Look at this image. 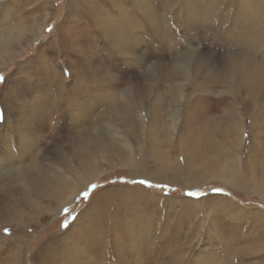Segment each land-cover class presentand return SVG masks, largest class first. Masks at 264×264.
Returning a JSON list of instances; mask_svg holds the SVG:
<instances>
[{
	"label": "rangeland",
	"instance_id": "1",
	"mask_svg": "<svg viewBox=\"0 0 264 264\" xmlns=\"http://www.w3.org/2000/svg\"><path fill=\"white\" fill-rule=\"evenodd\" d=\"M10 1L11 0H0L1 3H10L9 5H12V3L18 5L19 3L24 4V7L22 8H25L26 11L30 13L31 17L36 15V12H33L30 6L32 0H19L20 2H16V0ZM48 1L49 6L47 10H45L46 13L43 11L45 16H42L45 18L43 19L37 38L26 43V46L24 45L20 46L21 48L14 49L11 52L12 54L14 53V55L12 56L11 54L8 56L6 59L7 62L4 61V64L0 66V133H4L8 138L6 140L0 139V167L2 168L8 163L6 161L13 163L28 161L30 159L28 158L29 154L34 153L33 158L32 156L30 157L35 159L37 163L41 164V166L50 167L49 165H51L50 168L61 169L63 167L62 165L60 166L58 161L62 159V156L65 157V155H68L67 142H74L83 139L86 135V129L89 131L88 134L92 136H97L99 133L105 137L106 140L113 139L109 133L110 129L112 131L115 129L118 130L119 128L121 132L126 129L118 123L113 111L109 113L110 110H105V108L102 107L103 103L106 102L107 104L108 96L114 91L119 93L129 92L135 95V98L137 99L138 97H144L145 104L152 102L154 95L159 92L160 97H164L166 105L174 109L176 115L179 116L180 109H182L181 104H183L184 100L182 97L191 92V89L189 85H185L187 81L186 79L179 78L175 81L167 80L165 76L166 73L163 70V68L171 63L176 56L179 57L182 54L190 53L195 59L199 58L205 60V62L208 60L207 62L210 64L209 66L214 69L216 68V70L219 71L221 70V61L223 60L225 53H232L235 52V50L239 52V50H241L244 53L252 55V59H255L257 63L264 64L263 46L260 47V49L251 47L252 50L249 45L242 48L240 47L242 43L251 44V39H248L247 42H245L246 39L242 38L239 40L241 41L239 46L237 39H233V41L231 40L232 38H230L229 41L232 42L229 44V41H227L229 38V35L227 34L228 32H225L226 36H228L226 37L225 34H223V38L221 33H224L225 30L221 31L222 28L219 27V25L217 27L208 24L210 20H212V15L207 13L205 15V12L203 11L204 13L202 12L198 19L196 18L192 20L186 16L187 13L185 11H183L182 14L179 13L182 11V7L180 10L175 7L173 9L174 12L172 10L173 13L170 12L167 15L168 21L166 26H169V28H166V26L153 28L151 27V23L149 21L147 22L144 17L133 20V22H127V18L124 22L121 20V22L125 24L123 25L125 29L118 24L113 25L116 26V30L111 33H114L122 39H129H126L127 41L125 44H127L128 48L124 52L119 48L114 47V43L110 41V35L106 36L103 41L102 39H96L91 35V41L87 40L84 43L78 42L76 48L73 43H70L71 41L64 40L67 47H63L61 44L63 42H61L60 38L56 36L57 34L54 28L56 27V24L63 19L65 3L67 0ZM115 1L116 0H114L113 3ZM126 1L129 5L135 2V0ZM163 1L164 0H156L158 8H161V6L163 7ZM208 2L212 5L214 4L212 10H209L212 12L215 11V7L217 9H223L225 5L230 3V0H208ZM95 3L96 5L98 4L97 6L99 7L104 6V8L106 5L103 14L104 16H116L112 9V3L110 5V2L106 1L105 4L101 0ZM115 3L118 2L116 1ZM130 6H132V10H134L133 5L131 4ZM234 7L237 6L234 5ZM241 7L245 13H243V15L263 12L264 8L261 7H264V0H259V2L258 0H244ZM248 8L251 10V13ZM193 9L194 8H191V10ZM159 10L161 12V9ZM245 10H247V13ZM19 11L20 12H13V14L7 13V11H0V26L9 24L10 27H14L13 29H17L15 26H18L19 21L23 18V11H21V9ZM80 13L81 16L85 14L84 12ZM10 17L13 18L9 20ZM203 20L204 22H202ZM182 22L184 24H182ZM207 26L210 27L208 28ZM96 27L99 29L100 26ZM108 29L109 25L106 26V30ZM123 30H125V32H123ZM165 30L167 31L165 32ZM124 33L126 36L123 37ZM133 33L139 37L141 43L138 41L135 44L133 43V46H129L132 44L129 36ZM165 33H167L169 38ZM163 34L167 36L166 39H164L165 35ZM161 35L163 37H161ZM153 36L156 38L155 40L158 39L159 41L155 42L154 38H152ZM218 37L222 38V41L217 39ZM161 38L164 40L162 41ZM214 38L216 39L215 41ZM150 40L155 43L153 44ZM49 42L52 44L50 45ZM142 42L145 45H141ZM232 43H234L235 46ZM148 45H153V47H149ZM195 46H197V48ZM224 47L228 48L224 49ZM148 48H151L150 51ZM39 49L41 50V56H38L40 59H37L36 56L40 54L39 52L37 53ZM253 49L255 51H253ZM62 50L66 52L72 63L71 67L73 70H80L86 80L84 81L87 89L85 88L84 91L87 93L85 92L82 96L84 95V98L87 99V101L84 98L83 99L87 104H90L92 100L96 101V97H98L97 101L101 103V106L95 107L92 110V118L89 120H82V118L76 120L72 117L81 115L84 108L77 103L78 101H76L79 96L71 93L72 91L70 88L73 84L72 82L74 81V78L71 76V71L67 65V58L63 55ZM76 51H78L77 54ZM151 51L153 53H151ZM130 55L132 57H130ZM31 58H34V61L28 63L27 60ZM37 60H45V62H47H44L46 64L45 67L41 68L37 63ZM153 69L162 74H158L159 76L157 75L151 80L146 75L156 73ZM112 82H115L117 86L110 87V83ZM170 84L180 85L181 93L179 92V94L182 102H177L172 98L169 93L171 87ZM46 85L49 86L46 87ZM219 86L220 85H215L208 89V93L203 89V91L200 89L196 91L198 94L202 93L201 96L206 94V96L211 99H217L218 97L225 95L229 98L235 97V95L231 94L234 91L232 87L222 88ZM146 87L151 89V94H145L146 90L144 88ZM93 89H96V92ZM44 90H47L49 93V102H52L53 100V103H51L53 110H51V113L49 112V114H47V118L43 121L39 122L41 119H35L31 120V122L29 120L33 117L32 111L29 110L31 100L34 96L40 95L39 93L44 92ZM64 90L67 91L65 92ZM222 91L229 92L224 93ZM15 92L19 93L18 96L23 97V103L19 108L20 111L16 109L18 115H20L21 122L24 123L29 121V123L31 122L32 125L35 126L31 128V131L26 129L22 134V137L20 136L19 138L14 137L17 130L14 132L10 126L3 124L2 122L5 118L4 112L6 111V106L8 109V117L6 119L7 121L12 119L11 113L12 110L15 112V108L11 104L12 102L10 101V98H12V95ZM98 93L101 96H99ZM86 94H89V96H85ZM245 95L246 94L243 93L240 96H243L244 100L250 99L252 101H241L238 103L239 110H242V105L245 106V104L247 105L248 103L249 109H252L253 111L257 105L259 106L261 103H263L262 105L264 106V94H262L263 96L259 94L258 96L248 95L244 97ZM74 101H76L77 104L74 103ZM122 101L124 100H119V102ZM127 105L128 104H125V102L122 103L121 107L123 106V109H121L118 114H125L128 111L127 114L136 121L138 119V109L135 110L136 108L134 109L130 107L129 109ZM25 107L27 109H24ZM221 109L222 108L219 107L210 114L213 116L217 113L219 114ZM142 110H144V108L140 111ZM262 122L264 121H256L257 129L261 128ZM246 123L245 133L242 137L243 150L240 154L239 151H237L233 155L236 157V160L240 162L238 164L242 167V172L246 171L245 182H248V186L245 188L238 187L217 177L198 179L195 176L196 169L192 167H188L190 169L189 171L187 167L183 168L181 175L176 179L178 182H176L171 180L167 175L163 178L151 179L148 177L150 171L147 172V170H140V172L136 171L135 173L137 175H134L127 167H125V165L115 162L116 160L111 163H108L107 160H101L98 164L99 174L92 179L91 182L79 189L78 192L72 196L65 205H63L62 209L56 215L46 211L52 206L51 201L45 197H39L33 190H29L28 193L26 192L31 200L28 202L25 201V199L22 201L23 196H20L25 193L24 191L18 190V195L16 194V198H13L9 196L8 191L0 189V205H12L21 208V210H24L26 216L25 220L20 222V224L13 221H0V264H10L8 255L15 250L14 248L17 245L20 250L17 264H41L40 257L43 254L42 251L46 249H49L50 252H52V250L60 252V257L55 258L53 262L54 264H81L82 262V264H114V262L116 264L118 261L120 264H129L130 262L131 264L134 262V264H151L149 263V256L146 258L147 255H145V251H147V247L150 244L153 247L151 252L156 256L155 258L159 261V264H264V187L258 189V186L254 184L251 173L248 169L250 160L255 163H257L258 160L260 165L264 166V159H260L258 155L253 158L254 155L251 154L252 150H247L249 146L253 148L252 144L254 142L252 141V131H249L248 127L250 120ZM107 125L110 126L108 127ZM181 125V120H176L174 135L168 140L169 142L167 141L161 146V149H169L170 152H168V155L170 154L171 158L175 159V161L184 167L189 165L190 154L185 155L184 152H181L177 148L179 141L178 134ZM92 132H94V134ZM73 135H75V137ZM128 139L129 140L127 141L130 146L137 149L139 143H136L132 138ZM20 143L23 145L20 146ZM119 143L120 145H123L122 141ZM24 144L30 145L28 146ZM30 149L32 153L29 151ZM255 150L257 151L256 147ZM144 151L148 152L150 150L147 147ZM261 151H259L260 157L264 154V152ZM8 154L10 156L9 158ZM71 162L78 168V163L75 162V160H72ZM2 168H0L1 172L3 171ZM259 169L262 170L260 167ZM78 172H81V170L79 169ZM63 174L70 178L74 175V173H69L68 175V172H64ZM142 180L148 181L149 183L141 184L140 181ZM118 189H120V191L127 190L128 193L124 194L123 192H116ZM214 189H220L221 191L215 192ZM103 192H106L105 201L100 199L104 194ZM138 192L140 193L138 194ZM189 193H192V195ZM108 196H111L112 198L109 200ZM98 198L101 201H99ZM91 202L98 206L101 204V209L100 211L94 212V214L90 213V215H88L92 218V224L90 225L92 226V232L96 236V249H91V251H87L86 253L79 239L74 236V231H76L77 228L79 229L81 226H84L83 220L80 218L77 220V217L81 214H86L90 210ZM36 204L40 205L41 208L45 206V209L39 210ZM228 204L232 205L236 210L233 209V211L232 209H229L230 206ZM230 210H232V213ZM110 226H112L113 229H111ZM102 227L103 229L106 228L104 229L105 232H103V234L100 233ZM46 245H48V248L46 247V249H43ZM143 249L145 250L143 251ZM121 250H123V252ZM102 252L103 254H101ZM80 253L81 255H79ZM84 254H87L90 260L86 257L87 255L85 256ZM104 255L107 257L106 259L103 258ZM96 257L100 259L98 260ZM66 259H70V261H66ZM123 259L124 262H121ZM128 259H131V261L129 262ZM141 260L142 262H140ZM156 261H154V264H158V261Z\"/></svg>",
	"mask_w": 264,
	"mask_h": 264
},
{
	"label": "bare ground",
	"instance_id": "2",
	"mask_svg": "<svg viewBox=\"0 0 264 264\" xmlns=\"http://www.w3.org/2000/svg\"><path fill=\"white\" fill-rule=\"evenodd\" d=\"M11 1H13V0H11ZM17 1H19V0H16V2ZM97 1H99V0H67L66 1L63 19L58 24H56V27L54 28L55 32L57 34L56 36H58L60 38L61 42H63V43H61L63 45V47H67L66 43H65V41H67V40L71 41L70 43H73V45L76 48V44L78 42L84 43L87 40H90L91 35H93L96 39H102V41H103V39L106 38V36L110 35V41H112L114 43V45H115L114 47H117L124 52L128 48V46H127V44H125V42L129 39H127V38H126L127 40L122 39L119 36H116L114 33H111V32H114V30H116V28H115L116 26H113V25L118 24V25L122 26L123 29H125L123 26L125 24H123L121 22V20H123V22H124V20L127 18L126 19L127 22H130V21L133 22V20H137L140 17H144L147 20V22L149 21L151 23V27H153V28L166 26L167 21H168L167 15L170 12H172V10L175 7L178 8V10H180V8L182 7L181 8L182 11L179 13L182 14V12L185 11L187 13V14L185 13L186 16L192 20H194L196 18L198 19V17L200 16V14L203 11L205 12V15H206V13L209 15H212V18H211L212 20H210V22L208 24L214 25L217 27L219 25V27L222 28L221 31L225 30L224 33H221L222 37H223V34H225V32L226 33L228 32L227 34L229 36L228 35L227 36L229 38L227 41H229L230 38H232L231 40L237 39V41H238L237 43L239 46V44L241 43V41H239V40L241 38L246 39L245 42H247L248 39L249 40L251 39V44L242 43L240 45V47L245 48V47H247L246 45H249L250 49H251V47H253L255 49H257V48L260 49V47H262V46L264 48V11L259 12V13H252V14H248V15L247 14L243 15L244 11L242 10L241 5L243 4L244 0H230V3L225 5L223 7V9L222 8L217 9L215 7V9H214L215 11H212V12L209 10H212L214 4L213 5L210 4V2H208V0H166V1L164 0L163 1L164 2L163 7L161 6V8H158V4L156 3V0H135L134 3H131L134 7V10H132V6H130L131 4L130 5L127 4L128 2L126 0H116L118 3H115L116 1L113 3L114 0H101L105 4H106V1L110 2V5L112 3L113 12H115V15H116L115 17L114 16L110 17L111 15L104 16L103 14L105 11L104 9H106V5H105V8H104V6L99 7V6H97L98 4L96 5V3H95ZM254 1H256V0H254ZM258 2H259V0H258ZM211 3H214V2H211ZM9 4L10 3L5 4V3L0 2V11H7V13L13 14V12H16V11L20 12L19 10L21 9V11H23V16H22L23 18L21 21H19V25L15 26L17 29H13L14 27L13 28L10 27L9 24H7L5 26L4 25L0 26V66H2L4 64V61L7 62L6 61L7 57L12 54L11 52L14 49H17L20 46H24V45L26 46V43L37 38V36L39 35V32H40V28H41L42 23H43V19L45 18L44 17L45 14H43V11L45 12V10H47V8L49 6V1L48 0H32L31 4L29 3L32 11L36 12V15L34 17H31L30 13L27 12L25 8H22V7H24V4H20V3H19V5L16 3H12V5H9ZM124 4H126V5H124ZM244 4H246V3H244ZM251 4H253V3H251ZM260 4H261V1H260ZM234 5L237 7H234ZM3 7H4V10H3ZM18 8H19V10H18ZM191 8H194V9L191 10ZM261 8H264V7H261ZM159 9H161V12ZM245 9H246V7H245ZM245 11L247 13V10H245ZM80 12H82V13L84 12L85 14H83L81 16ZM173 12H174V10H173ZM249 12L251 13V10ZM252 12H253V10H252ZM42 15H44V16H42ZM117 15H118V17H117ZM12 18L13 17H10L9 20ZM205 20H207V19H205ZM8 21H7V23H8ZM202 22H204V20ZM182 24H184V23L182 22ZM14 25H16V24H14ZM108 25H109V29L106 30V26H108ZM177 25H179V24H177ZM96 26H100L99 29H97L98 27H96ZM166 28H169V26L168 27L166 26ZM166 28H164V29H166ZM197 28H199V27H197ZM208 28H207V30H208ZM120 30H122V29H120ZM200 30H201V28H200ZM166 31L167 30H165V32ZM196 31H197V29H196ZM212 31H213V29H212ZM123 32H125V30H123ZM216 32H217V30H216ZM130 33H128V34H130ZM167 33H165V34L167 35ZM165 34H163V35H165ZM196 34H200V33H196ZM166 35H165L164 39H166V37L168 36V35L167 36ZM210 35H212V34H210ZM124 36H126L125 33L123 34V37ZM225 36H226V34H225ZM161 37H163V36L161 35ZM219 37L217 39L221 40L222 38H219ZM243 37H245V38H243ZM129 38H130L131 43H132L129 46H133V43L135 44L138 41H140L139 37H137V35L134 33L131 34L129 36ZM152 38H154V36ZM168 38H169V36H168ZM155 39L156 38H154V40ZM164 39H162V41ZM151 40H153V39H151ZM215 40L216 39L214 38V41ZM153 41H151V42H153ZM156 41H159V40L157 39V40H155V42ZM162 41H161V43L163 44ZM145 42H147V41H145ZM155 42H153V44ZM223 42H224V40H223ZM230 42H232V41H229V44H230ZM139 43H141V41ZM164 43H165V41H164ZM49 44L51 45L52 43L49 42ZM232 44L235 46L234 43H232ZM141 45H145V44H143V42H142ZM188 45H190V44H188ZM202 45H204V44H202ZM223 45H224V43H223ZM226 45H228V44H226ZM143 47H145V46H143ZM143 47H142V49H143ZM149 47H153V45H151ZM195 47L197 48V46H195ZM225 48H228V47H224V49ZM229 48H230V46H229ZM40 49L37 51V53L38 52L40 53L39 55L36 56L37 59L38 58L40 59V57H38V56H41V50ZM78 49H80V48H78ZM150 49H149V51H150ZM191 49H192V47H191ZM62 51H63L62 52L63 55L67 58V65L69 66V69L71 71V76H72V78H74V81L72 82L73 84L70 88V90L72 91L71 93L79 96L78 100H76V101H78L77 103L80 104L84 108L81 115L72 116V117H74V119H76V120H78L80 118H82V120H84V119L89 120L92 118L91 117L92 110L95 107L101 106V103H99V101H97L98 97H96L97 98L96 101L92 100V102H90V104L86 103L87 99L84 98V95L82 96V94H84L86 92V91H84L85 88L87 89L86 83H85L86 80L84 79L83 74L80 72V70H78V69L73 70V68L71 67L72 63L70 62L66 52L64 50H62ZM152 51H153V49H152ZM152 51H151V53H153ZM246 51H247V49H246ZM253 51H255V50L253 49ZM77 52L78 51H76V54H77ZM71 54H73V53H71ZM128 54H131V53H128ZM13 55H14V53L12 54V56ZM131 55L135 56L133 54H131ZM131 55H130V57H132ZM142 55H143V53H142ZM194 55H195V53H194ZM140 56H138V57H140ZM252 58H253L252 55H250L248 53H244L241 50H239V52H237L235 50V52H232V53H227V54L225 53V56H224L223 60L221 61V64H222L221 70L217 71L216 68L214 69V68H211V66H209L210 64L207 62L208 60L205 62V60H202L199 58L195 59V58H193L192 54H190V53L182 54L179 57L176 56L175 59L172 60L171 63H169L166 67L163 68V70L166 73L165 76H166L167 80H171V81L174 80L175 81L176 79H179V78L186 79L187 81H186L185 85L186 86L189 85V87L191 89V92H189L186 96L182 97V99H184V100H183V104H181L182 109H180V113H179L180 115L179 116L176 115L174 109H172L166 105V103L164 102L165 101L164 97H160L159 92L157 94L154 93L155 95L153 94L154 95L153 101L150 99L152 102L145 104L144 103L145 102L144 97H140V98L138 97V99H137V98H135V95H133L129 92L128 93H126V92H120L119 93V92L114 91L113 93H110V95L108 96L107 104H106V102L103 103L102 107H104L105 110H108V111L110 110L109 113L111 111H113V114L116 115V120L118 121V123H120L122 126H124L126 128L123 132H121L119 130V128H118V130L115 129L112 131L110 129L109 133H110V136L113 137V139L106 140V138L103 137L99 133L97 136H92V135L88 134L89 131L86 129L85 130L86 135L83 137V139H81L79 141L77 140L74 142L73 141L67 142L68 143V145H67V149H68V152H67L68 155L67 156L68 157L65 155V157L62 156L61 160L58 159L59 160L58 163L60 164V166L62 165V167H63L61 169L50 168L51 165H49L50 167L41 166V164L37 163V161L35 159H32L34 153L29 154L28 158H30V159L28 161L19 162V163H13V162L6 161L8 163H6L3 168L0 167L3 169L2 172L0 170V189H3L4 191H8L9 196H11L13 198H16V194H17L18 190L24 191L25 193H23V195H20V194L19 195L21 197L23 196L22 201H24V199H25V201H28V202L31 200H30L29 196L27 195V193L29 190H33L35 192V194H37L39 197L42 196V198L45 197L51 201L52 206L49 207L48 210H46V211H49V212L53 213L54 215H56L62 209L63 205H65V203L68 202L69 199L72 196H74L78 192L79 189H81L82 187L87 185L89 182H91L92 179H94L99 174L98 164L100 163L101 160H107L108 163L109 162L111 163L114 160H116L115 162H118L121 165H125V167H127L130 170V172L134 175H137L135 173L136 171L140 172V170H147V172L150 171L148 173V177L151 179H159L160 177L163 178L165 175H167L173 181H176V179L179 178V176L181 175V173L183 171V168H185V167L191 168L192 167V168L196 169L195 176L198 179L217 177V178L223 179V180H225V181H227L233 185H236L238 187H243V188L247 187L248 182H245L246 171L242 172V167L240 166V164H238L240 162L237 161L236 157L233 155L237 151H239V154H240L241 151L243 150L242 137L244 136L246 124H247L246 122L248 120H250L248 127H249V131H252V139H253L252 141L254 143L252 144L253 148H251V146H249L247 148V150L248 149L252 150L251 154L254 155L253 158L258 155L260 159H264V154H262L261 157L259 154L260 153L259 151H261V150L264 152V122H262L260 129H257L258 127H256V121L257 120L258 121H264V106L262 105L263 103H261L262 106L257 105V107L255 108L254 111L252 109L251 110L249 109V105H248L249 103L247 105L245 104V106L242 105V110H239L240 108L238 107V103H240L241 101H243V102L252 101L250 99L244 100L243 96H240L241 94L245 93L246 95L244 97H246L248 95H257L258 96L259 94H261V95L264 94V64L257 63L256 60L252 59ZM33 61H34V58L27 60L28 63L33 62ZM37 61H38L37 62L38 65L41 68H44L46 65L45 63H47V62H45V60H43V61L37 60ZM132 64H134V63H132ZM154 71H156V70H154ZM54 72H55V70H54ZM156 73L149 74L146 76L152 80L153 77H156L158 74H162V73L157 72V71H156ZM215 85H220L222 88L232 87V89L234 91L231 94L235 95V97L229 98L228 96L225 95V96L218 97L217 99H215V98L211 99V98L207 97L206 94L201 96L202 93L198 94L196 91L199 89L200 90L203 89V90L207 91L208 89L212 88ZM48 86L46 85V87H48ZM115 86H117V84L115 82L110 83V87H115ZM170 86L171 87H170L169 93L172 96V98L177 102H182L180 100V94H179V92L181 91L180 85L170 84ZM150 87H152V86H150ZM64 88H66V87H64ZM144 89L146 90L145 94H151L152 93V91L149 87L148 88L146 87ZM47 90L46 91L44 90V92L39 93L40 95L34 96V98L31 100V103L29 105L30 106L29 110L32 111L33 117L32 118L30 117L31 118V119H29L30 121L35 120V119H41L39 121V122H41L45 118H47V114H49V112L51 113V110H53L52 105H51V103H53V100H52V102H49L50 99H49V96H48L49 93L47 92ZM93 90H91V91H93ZM94 91L96 92V89ZM97 91H98V89H97ZM50 92H52V91H50ZM199 92H201V91H199ZM222 92L228 93L229 91H226V92L222 91ZM206 93H208V91ZM89 94H91V93H89ZM89 94H86L85 96H87V95L89 96ZM18 95H19V93L15 92L12 95V98H10V101L12 102L11 104L15 108L14 109L15 112L12 110V113H11L12 119L10 121H7V119H6L8 117V114H7L8 109L6 106L5 107L6 111L4 112L5 118L2 121L3 124L10 126L14 132L17 130V133L14 134L15 138H19L20 136L22 137V134L24 133V131L26 129H29L31 131V128L35 127L32 125V123H31L32 121L30 122L31 124L29 123V121L24 122V123L21 122L20 115H18V113H17L18 111L16 109L19 110L20 105L23 103V101H22L23 97H20ZM52 95H53V93H52ZM47 96H48V98H47ZM80 96H81V98H80ZM99 96H101V95L99 94ZM121 99H123L124 101L119 102V100H121ZM100 100H101V98H100ZM76 101H74V103H76ZM124 102H125V104L126 103L128 104L127 105L128 108L129 107L134 108V109L136 108L135 110L138 109V113H137L138 119L136 121H134L127 114L128 111L125 114H123V113L118 114L120 112V110L123 109L122 108L123 106L121 107V105ZM182 105H183V107H182ZM254 106H256V105H254ZM82 107H80V108H82ZM219 107L222 108L221 111L219 112V114L217 113L214 116L210 114L212 111H215ZM143 108H144V110H142L143 112L140 111ZM24 109H27V108L25 107ZM123 112H124V110H123ZM74 113H75V111H74ZM246 117H249V118H246ZM69 118H71V117H69ZM23 119H26V118H23ZM178 119L181 120L182 125L180 128V132L178 134L179 141H178L177 148L181 152H184L185 155L190 154L189 165L188 166L186 165L184 167H182V165L180 163L175 161V159L171 158L170 154L168 155V152H170L169 149L168 150L167 149H161V146L164 145L165 142L170 140L172 135H174L175 128H176V120H178ZM101 120H102V118H101ZM36 129H37V127H36ZM79 129H81V128H79ZM92 133L94 134V132H92ZM73 136L75 137V135H73ZM128 138H132L136 141V143H139V145L137 146L138 147L137 149H134L130 146V144L127 141V140H129ZM0 139L6 140L8 138L4 133H0ZM120 141H122L123 145H120V143H119ZM17 144H18V142H17ZM19 145L21 146L23 144L20 143ZM24 145L29 146L30 144H24ZM249 145H250V143H249ZM25 147H27V146H25ZM147 147L149 148L150 151L145 152L144 150H145V148L147 149ZM159 147H160V149H159ZM255 147L257 148V151L255 150ZM18 149H19V146H18ZM29 151L31 152V149ZM26 155H27V153H26ZM30 156H32V158ZM9 157L10 156L8 154V158ZM72 160H75V162L78 163L77 164L78 168L74 164H72V162H71ZM176 160H178V159H176ZM258 163H259L258 160H257V163L250 160V163L248 164V169H249V172L251 173V177L254 181V184L258 186V189H260V188L264 187V166H261L260 163L259 164ZM14 165H16V166H14ZM259 167L262 170H260ZM189 168H188V171L190 170ZM79 169L81 170V172H78ZM64 172H68V175H69V173L70 174L74 173V175H72L74 177L71 176V178H70L69 176L64 175L63 174ZM75 172H78V173H75ZM176 182H178V181H176ZM5 188H7V189H5ZM116 192H120V193L123 192L124 194L128 193L127 190L120 191V189H118ZM140 192H138V194ZM103 193L104 194L100 197V199H102V201L103 200L105 201L106 200V192H103ZM6 195H8V194H6ZM111 198L112 197L110 196L109 200ZM100 199H99V201H101ZM94 204L95 203L91 202V205H90L91 207L89 208L90 210L86 214H84V215L81 214L79 217H77V220L79 218L81 220H83L84 226H81V228H79V229L77 228V230L74 231V236L79 239V241L81 242L86 253H87V251H91V249H93V250L96 249V247H95L96 236L92 232V229H91L92 226L90 225V224H92V220H91L92 218L88 215H90V213L94 214V212L100 211L101 204H100V206H98L96 204L94 205ZM228 205L230 206L229 209H232V210L234 209L232 205H230V204H228ZM36 206L39 210L45 209L44 208L45 206L42 208L38 204H36ZM232 210H230L231 213H232ZM234 210H236V209H234ZM85 215H87L88 217ZM25 218H26V216L24 214V210H21V208L14 207L12 205H0V221H2V220L3 221H13V222H16L17 224H20V222H23L25 220ZM24 225H25V223H24ZM110 228L113 229L112 226H110ZM104 229H106V228H104ZM104 229H103V227L101 228V230H102L100 232L101 234H103V232H105ZM133 238H135V237H133ZM225 241H227V240H225ZM228 243L231 244L230 242H228ZM229 244H228V246H229ZM72 245H73V243H72ZM46 247L48 248V245H46L43 249H46ZM121 247H122V245H121ZM130 247H129V249H130ZM14 249L15 250L13 252H11L10 255H8L9 259H10V264H17V262H18V254L20 251L18 248V245L15 246ZM76 249H77V247H76ZM133 249H135V248H133ZM69 250H71V249H69ZM144 250L145 249H143V251ZM151 250H153V247L150 244L147 247V251H145L146 252L145 255H147L146 258H148V256H149V263L154 264L155 263L154 261H156L157 259L155 258L156 256L153 255ZM44 251H42L43 254L40 257L41 264H52L54 262L55 258L60 257V252H56L53 250H52V252H50L49 249H46ZM102 251H103V249H102ZM121 251L123 252V250H121ZM78 252H79V250H78ZM129 252H130V250H129ZM159 252H160V250H159ZM101 254H103V252ZM79 255H81V253ZM79 255H78V257H79ZM114 256H115V254H114ZM86 257L88 258V255ZM99 257L102 258L101 256H99ZM157 257H159V256H157ZM92 258H94V257H92ZM96 258H98V257H96ZM100 258H98V260ZM103 258L106 259L107 257L104 255ZM128 258H129V256H128ZM109 259H111V258H109ZM124 259H126V258H124ZM124 259L121 262H124ZM67 260L68 259H66V261ZM101 260H104V259H101ZM128 260H129V262L131 261V259H128ZM135 260H136V258H135ZM68 261H70V259ZM113 261H114V259H113ZM146 261H148V260H146ZM140 262H142V260ZM118 263H119V261H118ZM118 263H116V264H118ZM114 264H115V262H114ZM129 264H131V262ZM158 264H159V261H158Z\"/></svg>",
	"mask_w": 264,
	"mask_h": 264
},
{
	"label": "snow or ice",
	"instance_id": "3",
	"mask_svg": "<svg viewBox=\"0 0 264 264\" xmlns=\"http://www.w3.org/2000/svg\"><path fill=\"white\" fill-rule=\"evenodd\" d=\"M141 184H148L149 182L148 181H140ZM215 192H220L221 190L220 189H214ZM190 195H192V193H189ZM64 226V225H62Z\"/></svg>",
	"mask_w": 264,
	"mask_h": 264
}]
</instances>
